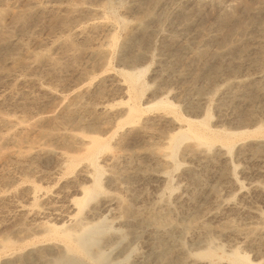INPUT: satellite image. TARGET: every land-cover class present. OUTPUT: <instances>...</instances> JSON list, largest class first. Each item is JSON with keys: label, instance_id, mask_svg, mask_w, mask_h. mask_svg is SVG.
Masks as SVG:
<instances>
[{"label": "rangeland", "instance_id": "374dc122", "mask_svg": "<svg viewBox=\"0 0 264 264\" xmlns=\"http://www.w3.org/2000/svg\"><path fill=\"white\" fill-rule=\"evenodd\" d=\"M10 8L25 16L0 31V264H55L36 227L76 218L106 221L109 264H264V0ZM187 129L206 142L171 158ZM92 138L103 194L78 215Z\"/></svg>", "mask_w": 264, "mask_h": 264}, {"label": "bare ground", "instance_id": "6f19581e", "mask_svg": "<svg viewBox=\"0 0 264 264\" xmlns=\"http://www.w3.org/2000/svg\"><path fill=\"white\" fill-rule=\"evenodd\" d=\"M23 16H25V13L24 14L23 12L18 13L13 8H10L5 11H0V31L2 27H4L3 26L5 24L4 22L8 17H12L15 20L19 21L23 18ZM128 78L132 84L135 83V78L132 75H129ZM130 112H134V110L130 109ZM200 125L204 126L200 123L199 124L197 123V126L200 127ZM189 138H192L201 144L206 142V139L198 131L195 130L192 131L190 129L180 130L176 135L172 136L170 139L169 146L171 149V154H170L171 158H173L176 153V149L178 148L177 145H179L182 140ZM216 138L219 140H223V137L221 135H216ZM225 140H229V139H225ZM104 149H107V146L101 145L98 138H92L91 146L86 149L84 160H87L88 167H92L95 172L89 174L90 175L89 178L92 179L93 182L92 186L89 188H83L82 189L83 197L81 199H76L74 202L77 207L76 209L78 210V215H81L89 204L97 200L103 194V188L101 182L102 175H101V171L98 168L96 155L98 152ZM33 199L37 200V195H34ZM111 201L113 200H110L109 203H112ZM73 207L75 209V206ZM106 227L107 226L105 220L100 221L98 223H84L83 220H81L80 218H76L72 220V224H70V226H66V225L57 226L54 224L42 223L40 225H37L36 231L43 232L46 235L45 239L55 243L54 247H56L59 250L58 251L59 257H57L58 259L54 262L55 264H80L78 262L79 259L81 260L83 259V261H87V262L89 261V263L91 264H109L108 263L109 255L99 250L100 243L102 239H104L102 236L106 232L105 230ZM37 243L39 244L40 241ZM8 246L9 245L4 246L3 249H6ZM0 247H2L1 244ZM95 248L98 249L97 252L93 251ZM42 252L43 251L40 249L39 250L35 249L34 251L30 252L25 259H29V258L42 259L41 258L43 256ZM214 254L215 251L209 249L206 252H203L199 255L202 258L208 259L214 257L215 256ZM227 257L228 260L234 263H247V257L242 256L236 252L232 253V255ZM224 258L226 259V255Z\"/></svg>", "mask_w": 264, "mask_h": 264}]
</instances>
